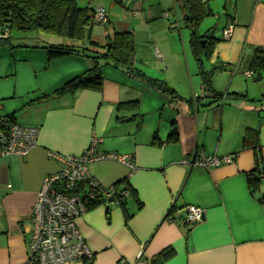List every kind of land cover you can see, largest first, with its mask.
<instances>
[{"label":"crops","instance_id":"0c3cea01","mask_svg":"<svg viewBox=\"0 0 264 264\" xmlns=\"http://www.w3.org/2000/svg\"><path fill=\"white\" fill-rule=\"evenodd\" d=\"M210 1L221 25L212 31L213 54L204 68L208 62V71L217 67L223 76L212 79L216 91L242 94L231 79L244 75L255 50L264 49V0ZM87 2L86 7L94 12L102 7L108 16L107 23L92 27L89 40L95 45L35 32L11 33L10 43L0 45V117L39 129L28 156L0 155V264L26 262L31 209L43 180L61 169L51 154L79 156L95 141V155L104 158L89 165V174L105 189L127 179L142 207L127 196V222L118 203L86 210L76 220L94 264H149L171 247L175 255L163 264H264V202L259 201L264 185L257 194L249 191L246 175L255 168L256 154L242 145L246 130H257L264 166V96L246 94L248 101L227 98L207 107L213 100L204 96L196 61L199 79L187 73L191 36L182 0ZM230 26L232 36L225 39L223 31ZM113 32L132 33L137 68L165 81L184 100H194L191 108L185 102L170 104L114 66L102 68V92L55 96L92 66L82 54L50 62L43 47L100 54ZM129 102H138L137 112L117 111ZM136 114L144 117L141 129ZM174 122L180 138L167 143ZM155 135L161 145L154 144ZM194 154L233 156L234 161L207 169L184 166L182 161ZM109 155L128 157L132 167ZM193 206L203 209L204 220L190 227L182 218Z\"/></svg>","mask_w":264,"mask_h":264},{"label":"trees","instance_id":"16d2710c","mask_svg":"<svg viewBox=\"0 0 264 264\" xmlns=\"http://www.w3.org/2000/svg\"><path fill=\"white\" fill-rule=\"evenodd\" d=\"M182 8L185 12L184 24L190 31V48L194 60L198 66V72L203 84L204 96L213 100V103L224 101V99L246 100L249 98L246 94L218 92L215 90L212 79L217 67H212L210 71L204 68V61H210L213 54L214 36L209 39L205 45L202 42L206 40L205 35L199 32L201 23L213 16V12L208 6V0H182ZM94 10L89 7L83 8L77 4L76 0H0V27L1 34L8 30L10 33H43L46 35H53L61 39H69L74 41H89V44L94 43L89 40L94 26ZM213 30L210 29L209 32ZM107 43L103 47V53H86L85 49H73L63 45L44 46L47 50L50 62L58 59H64L76 54H82L87 60L91 62V68L83 75L77 76L74 80L66 83V85L58 90L54 95L60 96L70 94L75 96L79 91L93 90L102 92L104 77L102 76V68L104 66H114L121 69L132 79L143 82L148 87H152L158 91L162 96L170 100V104L176 102H185L189 107L193 105L194 100H184L174 91L165 81L148 77L143 71L137 68L135 59V39L132 33H118L113 32L112 35L106 36ZM10 38H0V45L9 44ZM95 45V44H94ZM251 59L248 70L252 71L253 78L264 79V49L258 47L255 50ZM199 100H195V107L198 108ZM138 102H129L127 104H120L117 106V111H136L138 110ZM11 119H15L9 116ZM133 119L138 122V129H141L144 122L142 115L136 114ZM168 142H178L180 138L178 125L173 123L169 132ZM258 131L247 129L242 140L243 148H253L256 154L255 165L252 172L246 175L249 191L252 194H257L262 185H264V166L262 162V155L260 154V144L258 142ZM154 144L161 145L158 136L154 137ZM116 195L113 201H117L124 212L125 221L130 219V215L126 209L127 196L133 197L137 202L138 207L142 204L137 197L136 191L127 179L119 181L116 185ZM264 202L263 198L259 199ZM86 210L90 211L97 206L103 205L104 200L99 198L96 201H86ZM109 213V212H108ZM175 255L173 247L166 248L154 256L149 264H163L169 261ZM84 264H94L93 257L84 259Z\"/></svg>","mask_w":264,"mask_h":264},{"label":"built area","instance_id":"2783aa9c","mask_svg":"<svg viewBox=\"0 0 264 264\" xmlns=\"http://www.w3.org/2000/svg\"><path fill=\"white\" fill-rule=\"evenodd\" d=\"M108 21L106 10L99 7L94 13V25L105 24ZM233 27L223 31L225 39L232 36ZM5 30L2 38L10 37ZM245 78H253L252 71L244 73ZM39 129L23 126L16 120L0 117V155L4 157L28 156L37 145ZM93 142L79 156L51 154V157L61 164L56 174L47 175L31 209L32 230L27 241L28 257L25 264H74L92 258L93 254L81 235L76 220L86 213V201L104 200L108 206L116 195V188H103L89 174L91 163L104 157L95 155ZM115 161L132 167L128 157L109 155ZM192 160H183L187 167L215 168L222 164L232 163L233 156L219 157L194 154ZM204 220V211L199 207H187L182 218L184 225L193 227Z\"/></svg>","mask_w":264,"mask_h":264},{"label":"rangeland","instance_id":"374dc122","mask_svg":"<svg viewBox=\"0 0 264 264\" xmlns=\"http://www.w3.org/2000/svg\"><path fill=\"white\" fill-rule=\"evenodd\" d=\"M76 1H77V4L82 6V7L89 6L87 0H76ZM214 1L215 0H212V1H210V3L214 2ZM109 5H110V2H109ZM93 6H95V5L93 4ZM220 21L221 20H218L217 18H214L213 16H208V18H206L202 22V25L200 27V32H202V31L204 32L208 28H211L212 30L220 29V25H221ZM13 35L15 37L16 35H21V33L14 31ZM0 38H2L1 27H0ZM188 57H189V61H190V69L187 68V73L189 71L190 79H199L195 60H193L192 54H191V52H189V50H188ZM205 69L206 70L209 69L208 62L205 63ZM176 73L178 74L179 72H176ZM213 77H223V76H221L217 71H215ZM231 80L232 81L235 80V82L239 86L238 88H240V90H242V92H243L242 94H247L248 96L250 95V97H257L258 99H261V96L262 97L264 96V79H261L260 82H256L255 78H247L246 79L245 76L241 72V73H237ZM227 83H228V86L229 85L231 86V84H232V83H229V81Z\"/></svg>","mask_w":264,"mask_h":264},{"label":"water","instance_id":"95a60500","mask_svg":"<svg viewBox=\"0 0 264 264\" xmlns=\"http://www.w3.org/2000/svg\"><path fill=\"white\" fill-rule=\"evenodd\" d=\"M205 36H206V40H204V41L202 42V45H205V43H206L209 39H211V38L213 37L211 31H210L208 34H206ZM260 79H261L260 77H259V78H256L255 81H256V82H260Z\"/></svg>","mask_w":264,"mask_h":264}]
</instances>
